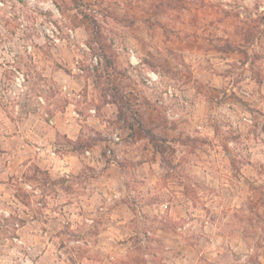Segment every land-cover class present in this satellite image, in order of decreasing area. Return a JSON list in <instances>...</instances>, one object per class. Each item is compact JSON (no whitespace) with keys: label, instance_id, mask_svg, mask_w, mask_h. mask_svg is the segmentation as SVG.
Segmentation results:
<instances>
[{"label":"rangeland","instance_id":"obj_1","mask_svg":"<svg viewBox=\"0 0 264 264\" xmlns=\"http://www.w3.org/2000/svg\"><path fill=\"white\" fill-rule=\"evenodd\" d=\"M138 1L0 0L4 112L61 107L52 74L70 73L77 57L83 96L95 92L99 108L110 95L119 110L104 118L128 130L126 187L101 192L92 208L81 205L91 203V166L55 177L0 149V264H264V0ZM128 45L137 69L125 64ZM94 54L112 70L91 67ZM145 70L158 73L154 85ZM15 104L29 108L13 113ZM120 202L129 209L116 215Z\"/></svg>","mask_w":264,"mask_h":264},{"label":"crops","instance_id":"obj_2","mask_svg":"<svg viewBox=\"0 0 264 264\" xmlns=\"http://www.w3.org/2000/svg\"><path fill=\"white\" fill-rule=\"evenodd\" d=\"M112 2L113 5L116 4L114 2H120L122 6L138 8L137 3L139 1L112 0ZM80 29L82 27H77L73 31V35L76 36ZM94 33L92 29L87 30V35L84 38H89ZM133 40L135 41V46L139 45L136 38H133ZM79 43L80 45L85 44L84 41H79ZM115 48L120 49L116 46ZM127 48L134 49L130 45ZM77 62H80L77 57L71 58L68 67L70 73L63 74L65 77L60 69L53 72L52 80L56 85L60 86L61 92L65 96V101L61 107H54V105L50 104L49 106L52 110L50 113H45L44 116L46 117L41 116V113L36 111L26 110L24 114L13 119L0 106L6 119L4 127L0 125V149L8 154L10 158L19 159V162L27 161L28 156L31 155L32 161H36L41 168L46 169L51 176L55 177L78 175L82 167L85 165L91 166L96 170L93 178L94 183L92 184L95 187L89 190L88 196H82L85 200H91V203L82 201L81 205L86 204L92 208V200L96 196L101 195V192L104 194L111 192L122 194L121 191L116 189L118 183L121 184V188L126 187L124 181L126 176L121 166H119V162L124 159L123 151L120 148L122 143H124L122 140L128 130L124 126L114 128L109 120L104 118H108L110 114L113 115L114 110L117 108L116 103L110 99V95H108V100H104L99 108L92 105L93 102H97L95 92L92 93L90 91L86 97L83 96V84L77 78L80 74L76 71ZM101 64H105L109 70H112V64L102 58V56ZM125 64H128V62H125ZM131 71V69L128 70V72ZM44 76L47 75L45 74ZM42 99L43 102L41 104L47 106L45 99L43 97ZM41 104L38 105L36 110H44L45 106L43 107ZM25 105H22V107L15 104L13 113L18 112L21 108L27 107L28 109V104ZM91 109H94V112H91ZM109 131L113 132L109 133ZM134 131L136 142H139L141 139H138V129L134 127ZM114 133L119 136V141L113 140L112 134ZM59 135L73 143L89 141L90 145L84 150L66 149L58 143ZM96 135L100 136L98 140L94 138ZM28 148L33 150V153L29 154ZM106 148L109 149V152L113 151L114 156L112 154L108 157V153L105 152ZM146 163L144 162L143 164ZM123 206L128 208L126 203L120 202L114 206L112 212L117 215L120 212L119 210H123Z\"/></svg>","mask_w":264,"mask_h":264},{"label":"built area","instance_id":"obj_3","mask_svg":"<svg viewBox=\"0 0 264 264\" xmlns=\"http://www.w3.org/2000/svg\"><path fill=\"white\" fill-rule=\"evenodd\" d=\"M51 27H53L52 24ZM45 30L49 34V36L53 38L54 41H59L58 37L54 35V32L52 29H50V27H47ZM69 32H70V38H73L74 37L73 31L70 30ZM81 46L84 47V49L86 50H90V48L86 44H83ZM127 54H128V63L132 69H137L138 67H141L143 65L141 58L137 55L134 49L132 48L128 49ZM100 61H101V57L99 55L97 54L92 55L90 59L91 67L94 65H98ZM76 71L78 73L82 72V69L80 68L78 62L76 64ZM143 79L147 85H154L158 79V73H156L153 70H145ZM24 82H25L24 74L17 70L16 75L14 77L15 86L22 88ZM39 100L43 102L42 97H39ZM90 111L94 112V109H91ZM112 138L114 141H119V136L116 133L112 134Z\"/></svg>","mask_w":264,"mask_h":264},{"label":"trees","instance_id":"obj_4","mask_svg":"<svg viewBox=\"0 0 264 264\" xmlns=\"http://www.w3.org/2000/svg\"><path fill=\"white\" fill-rule=\"evenodd\" d=\"M111 63V62H110ZM114 102H115V100H113ZM116 103V102H115ZM117 105V104H116ZM117 110H119V108H118V105H117ZM139 126H140V123L138 124ZM129 127V129L131 130L132 129V127L129 125L128 126ZM69 141V140H68ZM69 142H71V141H69ZM71 144H72V146L71 147H73L72 149L73 150H82V149H84V148H87V147H89V145H90V142L88 141V142H82V141H80V142H77V143H73V142H71Z\"/></svg>","mask_w":264,"mask_h":264}]
</instances>
